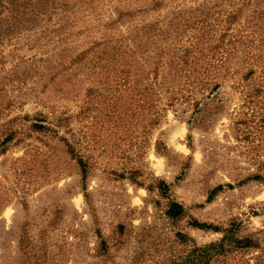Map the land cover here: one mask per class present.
<instances>
[{"label":"rangeland","instance_id":"1","mask_svg":"<svg viewBox=\"0 0 264 264\" xmlns=\"http://www.w3.org/2000/svg\"><path fill=\"white\" fill-rule=\"evenodd\" d=\"M193 34L198 64L170 67ZM190 218L264 229V0H0V264H170L176 232L221 236Z\"/></svg>","mask_w":264,"mask_h":264},{"label":"trees","instance_id":"2","mask_svg":"<svg viewBox=\"0 0 264 264\" xmlns=\"http://www.w3.org/2000/svg\"><path fill=\"white\" fill-rule=\"evenodd\" d=\"M230 17L231 14L228 13L227 18L229 19ZM196 37L197 36L195 34L191 35L189 37V43L178 47V49L180 50L179 55H177L175 58H170L167 61L170 67L180 70H186L198 64L195 54L200 52L201 45L200 41L195 39ZM161 63V61L156 62V67L154 68L155 80L153 81V84L157 83V69H159ZM180 81L183 85L187 83L192 87L197 88V90H207L208 93L219 86V82L216 81L214 77H191L190 74H186V72L180 76ZM167 83L168 97L166 104L168 106H172V104H174L175 100H177L179 96L177 95L179 91L175 89L173 85L174 83L171 80H169ZM151 86L152 92L154 91L153 93H157L154 86ZM198 103L199 102H197L196 105H198ZM158 118L159 117L157 116V113L153 112L152 124H156ZM39 120L45 119L40 118ZM48 126L49 125H47L46 123L44 124L42 122H34L32 123L31 127L36 131H46L49 128ZM11 136V133H9V135H6V137L1 141V144H5L8 140H10ZM78 163L81 165L82 177L84 178L86 163L82 157H78ZM157 187L163 194H167L169 191V185L162 179L157 180ZM232 187L233 185L231 183L218 184L210 191L208 198H212L219 191ZM165 214L172 221H175L185 215V208L182 203L176 200L169 199ZM188 224L196 229L219 232L221 233V236L217 240L203 244H197L194 238L190 235L180 231L176 232L177 241L181 244L189 245V248L181 257L177 258L170 264H231L230 259L233 258L234 254L240 253L246 249H261L263 246L264 241L263 237H261L260 234L262 232L264 233V229L260 230L257 233L245 235L240 234L241 224L237 222H230L228 225L221 227L213 223L200 221L196 218H190Z\"/></svg>","mask_w":264,"mask_h":264}]
</instances>
